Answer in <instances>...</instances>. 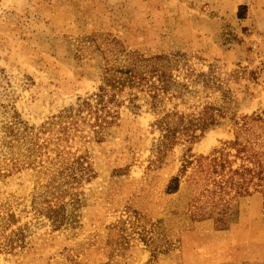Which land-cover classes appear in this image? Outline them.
Masks as SVG:
<instances>
[{"label": "rangeland", "instance_id": "obj_1", "mask_svg": "<svg viewBox=\"0 0 264 264\" xmlns=\"http://www.w3.org/2000/svg\"><path fill=\"white\" fill-rule=\"evenodd\" d=\"M134 54L182 56L216 82L186 103L144 84L110 90L117 117L99 134L94 116L59 117ZM199 104L223 123L161 148L158 122ZM253 113L264 116V0H0V264H264L261 193L220 222L193 216V165L166 191L184 159L225 147ZM14 118L33 137L9 148ZM55 201L69 215L58 227L45 211Z\"/></svg>", "mask_w": 264, "mask_h": 264}, {"label": "trees", "instance_id": "obj_2", "mask_svg": "<svg viewBox=\"0 0 264 264\" xmlns=\"http://www.w3.org/2000/svg\"><path fill=\"white\" fill-rule=\"evenodd\" d=\"M181 57L162 55L142 57L134 54L130 61L131 68L118 71L119 76L113 75L107 78L98 92L81 99L76 105L64 110L59 117L70 118L71 124L73 121L76 124L75 121L80 118L94 116L98 127L95 133L99 134L110 123V117H117L110 105L115 101L118 103V100L115 94L110 95V90L120 89L125 85L144 84L154 100L160 99L161 94L171 93L186 103L185 96H195L200 93L196 87H193L196 83L202 80L204 84L212 85L216 81L204 73L195 74L193 68ZM183 69H186L185 76L181 73L175 74V71H183ZM192 75L194 79L191 80ZM190 80L194 83L191 84ZM201 105L194 106L196 111L188 114L170 112L158 122L161 131V148L162 144L169 146L175 144L181 136L194 139L197 137L196 131L204 132L223 123L222 109L212 104ZM132 107L140 108L136 104ZM234 121V140L208 155L184 159L180 173L173 176L167 185L168 193L177 192L182 177L193 165L191 174L187 177L194 191L198 189V195L192 204L193 216L198 219L214 217L224 222L227 215L231 214V204L236 198L256 192L264 197V116L262 113H253L243 115L239 120ZM22 124L23 121L17 118L4 124L2 126L4 138L1 143L13 148L15 141L20 142L23 139L22 142H26L23 137L28 135L32 138L31 132L27 131L28 126ZM30 145L34 146L35 143L30 141ZM31 156L30 150V155H27L30 162H32ZM73 169L76 170L74 167ZM68 177L75 180L74 176ZM45 211L47 218L52 220L56 227L69 219L66 207L61 202L55 201L54 205L48 206Z\"/></svg>", "mask_w": 264, "mask_h": 264}]
</instances>
